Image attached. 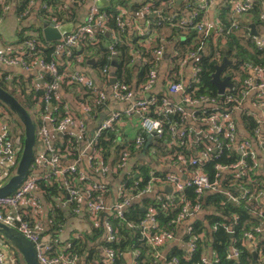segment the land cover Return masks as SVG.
Wrapping results in <instances>:
<instances>
[{"label":"trees","instance_id":"trees-1","mask_svg":"<svg viewBox=\"0 0 264 264\" xmlns=\"http://www.w3.org/2000/svg\"><path fill=\"white\" fill-rule=\"evenodd\" d=\"M38 0H17L16 15L20 18H25L34 10L31 8L30 2ZM83 0H42L40 7L37 10L38 16L41 19L39 26L33 25L28 28H21L18 34L17 42L21 44V49L25 52V58L30 63H36L38 59H43L49 64L55 62L58 66L60 75H64L59 82L60 86H65L66 83L77 88L80 93V99L84 103L95 105V100L98 99L97 94L93 89L81 86L75 82H70L65 76L69 73L68 66H73L75 63L83 64L88 59H94L93 68L98 75L102 73L108 80L109 72H104V69H109L112 62L116 61V83L119 91L122 94L135 93L136 89H142L143 85L149 78L150 73L156 67L157 59L154 56V49L160 47L162 42L159 38L163 35L164 28L170 27L168 36H165L167 51H177V55L172 57V67L169 75L175 81H180V62L192 50H196L203 42L199 57L197 60L200 66L198 75L199 82L196 94H209L218 96V88L212 81V75L216 71V66L223 61L224 52L231 59V63L224 69L223 76L234 78H247L250 75L246 65L252 67H264V48H259L256 40L250 35L248 25L255 24L256 36L264 38L263 34L256 26L263 25V19L259 18V8L253 3L252 9L248 12L253 16V22L240 23L241 19L233 15L231 9V0H222L219 10L218 19L222 27V32L217 30L210 32L207 36L201 37L196 29L189 27L183 28L178 26L182 19L190 14H195L196 21L202 20L206 15V10L202 8L201 0H184L177 4L176 0H111L107 5H98V16L105 14L106 22L99 29H95V38L90 40L84 38L80 45L71 49V56L64 55L59 58L56 54V43L47 42L43 36L42 24L45 20L64 22H73L74 25H80L83 21L78 20L77 9ZM12 0H9V4ZM130 2V6L128 3ZM35 3V4H36ZM149 5L151 12L147 13L146 17L151 21V25L147 33L140 34L139 31H129V26L126 23V15L121 12L122 9L131 11L144 9L145 5ZM30 11V12H29ZM26 12H29L28 14ZM247 13V14H248ZM238 21V27H233V22ZM121 22V25L119 24ZM160 22V23H159ZM25 41H34L35 48L30 50L24 47ZM198 44V45H197ZM169 45V47H168ZM139 51L147 60L140 71L135 74L133 71V51ZM19 52V51H18ZM13 53V52H12ZM14 54V53H13ZM77 71L72 69V72ZM137 78H136V77ZM43 82L53 84L55 77L47 71H43ZM239 82V81H238ZM0 86L13 94L22 105L29 111L37 128L47 125L43 117L50 115L54 118L53 125L67 116L84 119L79 113L72 112L65 101L59 98V92L52 94L50 104L47 105L45 96L47 89L38 86L34 83L26 82L22 77H14L11 74L0 68ZM62 86V87H63ZM97 86V85H96ZM98 88V87H97ZM193 87L187 92H192ZM99 91L104 92L100 88ZM233 94H239V87L231 91ZM105 93V92H104ZM167 91L154 94L156 102L149 108L148 114L154 119H159L163 127L162 138L154 137L147 134L140 126L138 127L134 137L122 131L121 125L115 129L105 130L98 137L92 146L93 152H98L101 155L102 161L110 166L119 167L125 160L130 163L132 160L131 170L127 172L125 167L119 168L115 176L121 177V190L128 196H134L131 204L124 210L122 216L113 214L109 215L108 219L113 224L116 230V240L108 242L106 239L100 241L105 230L103 225L94 227L92 236L84 233L77 237L71 236L62 241L59 238V233L65 223L63 213L58 207L54 197L66 199L67 190L61 178L52 177L50 182L42 177L36 179L37 190L42 194L47 202L52 204L49 211L50 228L43 231L42 235L48 236L50 242L58 249L55 254H60V249L66 243H71V248L67 249L66 253H76L79 256V264L84 260L87 264H102L104 255L103 249L110 247L115 250L117 257L114 264H126L125 254L132 251H139L140 256L137 258L138 264H154V254L156 249L150 243L149 237L143 234L142 222L150 215H153L157 222V229L150 230V235L153 237L164 231H171L177 236V230L180 223L176 221L183 205L189 202L191 206L200 205L201 210L207 211V219L210 225V230L205 227L204 223L197 221L190 226V233H186L184 239L186 242L191 241L194 237L198 239V246L193 252L179 247H173L167 257L170 260L173 257L178 258L179 264H204L203 256L209 248L213 252V264H264V235H257L256 254L254 250L244 239V232L249 230L253 225L259 222L257 216L252 214L253 205L247 201H242L241 204H236L230 201L225 194L220 192H205L198 193L194 186H185L181 192H173L168 199V194L164 191H158L155 195L143 194L140 195L147 187L152 176H162L167 172L157 169L153 164L167 165L173 164L172 160L183 155L187 158L195 157L196 150L186 138H179L172 134L170 128L183 127L187 122L184 116L180 113H172L164 115L160 112L162 102L167 97ZM106 94V93H105ZM138 97V96H136ZM106 100L98 106L94 107L93 112L96 115L107 104ZM7 113L8 123L11 127L13 141L16 146L22 147L24 140V126L19 119L0 102ZM125 116L122 118L124 119ZM241 124L246 130L247 138H255V130L258 124L255 118L245 112L241 115ZM16 137H20L19 144L16 143ZM137 138L142 139L141 144H137ZM60 160L67 158L77 160L80 156L78 153L77 137L74 135H64L63 141L54 142ZM149 156L145 159L141 155ZM168 163L161 162L163 158ZM172 160H168V158ZM169 158V159H170ZM240 158L238 152L233 147H227L224 153L219 157H214L204 163L203 171H205L211 180L217 178L216 164H232ZM92 162H96L93 160ZM255 161L251 157H247L249 167L254 165ZM93 163V168H95ZM92 168V169H93ZM264 169V165L262 166ZM260 167V170H262ZM78 172L70 173L66 178L69 179L70 185L75 188H86L91 182V177L87 174L80 175L82 170L80 167ZM250 171L247 177L236 178L234 174H228L220 181L223 189L233 192L235 196L241 194L240 187L248 188L251 191L264 189V176L260 172ZM220 178V177H219ZM218 178V179H219ZM93 181V179H92ZM101 183V182H100ZM102 188L94 191V196L107 195L108 186L104 183ZM140 195L139 197H137ZM63 199V200H64ZM104 201V200H103ZM72 206V205H71ZM74 208V206H72ZM145 209V210H144ZM33 206H29L27 211L21 210L25 220L31 225H34L39 218L31 212ZM236 222V224H235ZM234 225V236L230 237L227 232L229 225ZM234 245L239 250L237 258L229 257L230 246ZM164 249V248H163ZM162 249V250H163ZM15 264H21L19 253H14ZM161 262H157L160 264Z\"/></svg>","mask_w":264,"mask_h":264},{"label":"built area","instance_id":"built-area-1","mask_svg":"<svg viewBox=\"0 0 264 264\" xmlns=\"http://www.w3.org/2000/svg\"><path fill=\"white\" fill-rule=\"evenodd\" d=\"M98 1L99 0H93V4L82 24L76 25L69 34L63 36L61 40L54 42L56 43V54L59 58H62L64 55L70 57L71 49L78 47L84 38L88 37L90 40H94L95 29H99L105 25V14L98 16ZM201 1L203 3L202 8L207 11L214 0ZM8 2L9 0H0V23L9 10ZM35 3V1L29 3L31 8ZM253 3L254 0H231L233 15L239 17L247 14L252 9ZM144 11L146 13L151 12L148 4L145 5ZM29 12L26 13L28 14ZM121 12L124 13L123 10H121ZM194 15L195 14L189 13L186 18L182 19L177 25L183 28L192 27L196 29L201 37L207 36L212 28H214L213 31L217 30V32H222L223 29L218 17L216 26L214 27L209 23L206 17L200 21H196ZM50 22H53L56 27L63 24L59 21ZM262 22L264 24V17ZM119 24L121 25V22ZM233 27H238L237 20L233 22ZM139 33L145 34L147 31ZM252 37L256 40L259 48H264L263 37L256 35H252ZM198 44H200V46L196 50L187 53L186 57L180 62L181 69L189 63L193 66L190 80L184 83L182 76H180V81H175L168 74L166 88L167 97L163 100L160 109V112L166 116L172 113H180L184 116L187 124L180 128L171 126L170 130L172 134L179 138H186L189 143L194 146L196 150L195 157L187 158L181 155L173 160L169 157L170 159L168 158V160H172V165L179 166L181 172H167L162 176H152L146 189L140 195L150 194V192L158 187V191H164L168 194V199H172L173 197L170 196L173 192H181L184 190L185 186L188 185L194 186L200 194L205 192L223 193L230 201L236 204H241L244 200L249 202V204L255 201L256 203L253 205L252 214L257 216L259 222L244 232V239H246L253 250L256 251L257 235H264V204H262V201H264V189L251 191L248 188L240 187L241 194L235 196L233 192L223 189L220 181L231 173L234 174L236 178L243 176L247 177L249 170L259 171L260 167L262 169L264 165V67L246 65L247 70L250 72L249 77L243 78L242 80L240 78L231 79V81L235 83L234 87H227L225 92L222 94L218 93V96L196 94L195 91L198 89L196 85L199 82L198 75L201 70L197 60L203 42H199ZM23 46L30 50L35 48L34 41H25ZM12 52L13 51L0 52V64L21 66L26 70H30L35 65H38L43 71H47L55 77L57 81L53 84L43 82V87L47 89L45 100L47 105H49L52 97L51 95L56 94L60 87L59 82L63 79L62 77H64V75L59 74L57 64L55 62L47 64L43 59H38L36 63H30L25 58V52L22 49L14 51V54ZM153 53L157 59L155 62L156 67L152 70L148 80L141 89L142 93H146V95L142 94L136 97L134 92L122 94L116 82L112 85L114 95L118 99L129 102V104L125 110L114 111L106 116L98 124L92 135V140L90 142L91 152L88 155V161L91 168H93V163H95L96 165L93 169L103 175L107 173H116L120 167H125L128 161L125 160L119 167L105 164L102 161L101 155L96 151H92V146L105 130H112L121 125L124 116L137 115L138 118H140L141 128L147 134L159 138L163 136L164 130L161 121L150 117L148 114L150 106L156 102V97L154 96L156 93H148L151 92V89L157 81L156 68L158 62L164 59L167 53L168 58L172 61V57L176 56L178 52H168L166 43L162 42V45L155 48ZM110 68L104 69V72H110ZM65 76L68 77L70 82H75L81 86L94 90L98 96V99L94 102L95 105L83 103V108L87 115L95 116L93 109L94 107L100 106L104 100H106V94L98 90L92 78L80 71L69 72ZM192 87L194 88L193 91L187 92ZM237 87H239L240 93L233 94L231 91ZM250 93H255L254 106L256 112L254 110L247 111L243 108L244 101ZM176 95H179L178 100L175 99ZM244 112L253 116L258 124L255 130V138L250 139L240 134L238 122H241V115ZM43 119L47 125L40 127L37 132L34 160L30 167L29 174L12 194L0 196V221L18 229L34 244L39 264H79V256L76 253H66L67 249L71 248V243H66L63 248L60 249V254H55L54 251H58V249L50 242L48 236L42 235L43 221L39 219L34 225H31L22 215L20 210L21 205L27 198H32L37 190L36 179L39 178V176L34 174L35 169L40 165L46 168L47 173L43 175L46 182H50L52 177L64 180L63 184L67 190L68 197L64 199L63 203L74 206V212L80 213L84 210L87 214L96 217L100 213L110 210L111 213L106 214L103 219L105 239L108 242L116 240V230L108 219L109 215L116 214L122 216L124 210L131 204L135 197L124 194L120 187L116 201L108 207L101 195L94 196V191H98L102 188V182L91 181L86 188H75L70 185V181L66 177L70 173L78 172L77 169L80 158L75 160L70 166H61L58 150L51 139L50 133L53 129L54 131L63 132L65 135H73L65 131V129L70 126L77 128L78 132L84 133L86 130L85 120L69 115L53 125L54 118L50 115H45ZM189 121L193 123L190 124ZM136 140L137 144L142 143L141 138H137ZM227 147H233L238 152L240 158L232 164H216L217 178L211 180L208 174L203 171L202 166L212 158L221 156ZM20 149L21 147L16 146L13 141L11 127L8 123V113L6 109L0 105V186L14 174L20 158ZM247 157H251L255 161L252 167L248 166ZM165 159L164 157L161 162L168 163ZM93 160H96V162H92ZM79 173L83 177L86 174L84 171ZM166 186H171L173 191L167 193L165 191ZM200 210V205H194L193 207L189 202H186L178 214L176 221L181 224ZM142 226L143 234L149 237L150 243L156 249L154 264H157L158 261L165 264H179L178 258L173 257L169 260L166 256L167 254H163V248H165L167 243L176 239L174 233L171 231H164L152 237L150 235V230L157 229V222L153 215H150L143 221ZM191 230L192 229L189 227L186 233H190ZM227 232L230 237L234 236L235 229L233 224L227 227ZM200 237L201 235L187 242L189 252H193L197 248L198 239ZM131 254V264H138L137 258L140 256V252L136 250L132 251ZM103 255L104 258L101 260L102 264H114L117 257L115 250L110 247H105L103 249ZM238 255V248L231 245L229 257L237 258ZM203 263L213 264V259L205 254L203 256ZM0 264H9L8 255L2 249H0Z\"/></svg>","mask_w":264,"mask_h":264},{"label":"crops","instance_id":"crops-1","mask_svg":"<svg viewBox=\"0 0 264 264\" xmlns=\"http://www.w3.org/2000/svg\"><path fill=\"white\" fill-rule=\"evenodd\" d=\"M42 0H38L37 3L34 5V10H32L29 15L25 18H20L16 15V7H17V0H12V2L9 4V10L5 15V18L3 21L0 23V52H5V51H17L21 49V44L16 43L19 31L21 28L25 27H31L33 25L39 26L41 24V19L38 16L37 10L40 7V3ZM109 2L111 0H108ZM177 4H178V0ZM184 1V0H182ZM181 1V2H182ZM222 0H214L209 8L206 11L205 17L209 21L210 24H212L214 27L216 26V20L218 17V10L220 7ZM254 3L258 6L259 8V18L263 19L264 17V0H254ZM93 4V0H83L81 5L78 7L77 12H78V20L83 21L85 20L87 13L89 12L91 6ZM130 6V2L128 3ZM125 13L126 17V23L129 26V31H139V32H146L149 30L151 21L147 19L146 15L147 13L144 11V9L141 10H134L131 11L129 10H124L122 9ZM241 19L240 23L248 22L252 23L253 22V16L248 14L239 16ZM249 30H251L250 26L248 25ZM258 30H260V33L263 34V25L256 26ZM170 27L164 28L162 33L163 35L160 36V40L166 43L165 36H168L169 34H166L165 32L168 33ZM251 32V31H250ZM251 35V34H250ZM252 36V35H251ZM169 47V45H168ZM169 52V51H168ZM134 55V60H133V71L135 74H137L140 69L144 66L145 62L147 61L141 52L135 50L133 51ZM167 56L162 59L161 61L158 62L157 64V81L154 85V87L151 89L150 93H160L166 91L167 88V76L170 73V69L172 67L171 63L172 62L168 58V53L166 54ZM92 59L86 60V62H82L83 64H78L75 63L73 66H68L69 72H72V69H76L77 71H80L84 74H86L88 77L92 78L97 85L98 88L103 90L107 94V104L101 109L100 112H98L95 116H89L87 113L84 111L83 108V101L80 99V91L75 88L74 86L67 84L65 86L61 85L58 89L59 92V98L62 99L63 101L66 102L67 107L72 111V112H77L79 113L85 120L86 123V130L84 133L78 132L77 128L74 127H67L65 131L67 133H72L77 137V143H78V153H79V158L80 161L78 163V167L82 171H84L89 177H91V181H100L108 186V191L107 195L103 197V200L105 204L110 207L114 201H116L118 197V193L121 187V177H117L112 173H107V174H101L98 171L94 170L91 168L89 161H88V155L91 152V146L90 142L92 140V135L94 134V131L96 130L98 124L110 113L114 111H123L128 107L129 102L118 99L113 92V86L110 83V77L108 75L106 80V76L102 73L101 75H98L96 70L93 68V64H89V61ZM94 60V59H93ZM192 65L191 63L187 64L183 69L180 70V75L183 78L184 83H187L191 76H192ZM0 68L7 73L11 74V76L16 77H22L26 82L28 83H34L38 86L43 85V70L38 66L35 65L33 68L30 70H26L21 66H8V65H3L0 64ZM136 77V76H135ZM137 78V77H136ZM63 86V87H62ZM146 95V93H142L141 89H136L135 95L140 96V95ZM179 95L175 96V99L178 100ZM254 98H255V93H250L245 101L243 108L244 110L247 111H255V106H254ZM256 112V111H255ZM239 114V113H238ZM240 115V114H239ZM140 118H138L137 115H132V116H125L121 123V129L124 131L125 134H127V137H134L136 135L137 127H138V121ZM189 123H193L192 121H189ZM239 123V130L240 134L243 136H247L243 125L241 124L242 122ZM196 125V124H195ZM51 139L53 142L58 143L60 140L61 142L63 141L64 138V133L63 132H58L54 131L53 129L51 130ZM20 142V137H16V143L19 144ZM145 159H149V156L147 155H141ZM74 163V160H70L67 158H63L60 160L61 166H70ZM135 163V161H131L126 165V171L129 172L131 170L132 164ZM155 168L166 171V172H174V173H180L181 170L179 166H174L171 164L167 165H155L153 164ZM260 174L264 176V170L262 169L259 171ZM47 173V170L45 167H42L41 165L35 169L34 174L36 176H43L44 174ZM158 191V187H156L152 192H150V195H155ZM68 196L66 195L65 198ZM55 202H57L58 207L60 208L61 212L63 213V219L65 221L63 225L62 231L59 233V238L64 241L68 239L71 236L77 237L79 234H88L92 236V230L94 227H100L103 225V219L106 214H110L111 211L107 210L104 211L103 213H100L96 217H93L84 210H82L80 213L74 212V208L70 204H64L63 199L61 197H54L53 198ZM262 204H264V201H262ZM29 206H33V210H31L32 213L36 217H38L40 220L43 221V231H46L50 228L49 224V211L52 207V204L47 202V200L44 199L42 194L36 190L32 198H27L23 204L21 205L20 210L27 211ZM208 212L200 210L197 213H194L191 215L187 220L183 221L178 230H177V236L176 239L173 241H170L167 243L163 250V254L166 255L173 247H179L182 249H186L189 251L188 244L185 241L184 237L186 235L187 229L194 224L197 221H201L204 223L205 227H207L209 230L210 225L207 219ZM105 239V234L100 238V241H103ZM0 249L4 250L9 259V264H15L14 262V253L17 251L13 246H11L5 238L0 234ZM253 249V248H252ZM18 252V251H17ZM19 253V252H18ZM209 258L213 257V252L212 249L209 248L206 253ZM19 258L21 259V264H24V260L19 253ZM125 261L126 264H131L132 263V254L131 252L125 254ZM81 264H87L86 261H82ZM165 264V263H161Z\"/></svg>","mask_w":264,"mask_h":264},{"label":"water","instance_id":"water-1","mask_svg":"<svg viewBox=\"0 0 264 264\" xmlns=\"http://www.w3.org/2000/svg\"><path fill=\"white\" fill-rule=\"evenodd\" d=\"M182 0H178V4ZM108 0H99V6L107 5ZM75 25L73 22H64L59 26H55L53 22L45 20L42 24L43 36L47 42H57L63 36L69 34ZM251 34L257 35L255 24H250ZM214 28L211 29V32ZM93 60L89 64H93ZM231 59L227 57L224 52L223 61L216 66V71L212 75V81L218 88V93H224L227 87H234L235 83L231 81L230 76H223L224 69L231 63ZM116 61L112 62L109 76L110 83L113 85L116 82ZM0 102L3 103L23 124L24 126V140L23 146L20 149V158L15 168L14 174L0 186V196L12 194L25 180L29 174L30 167L34 160L35 146L37 142V128L29 111L22 105V103L9 91L0 86ZM165 191L171 193L173 188L166 186ZM145 210V209H144ZM0 234L5 240L13 246L22 256L24 264H39L37 259V252L34 244L23 235L18 229L9 226L0 221ZM256 254V252H253Z\"/></svg>","mask_w":264,"mask_h":264},{"label":"rangeland","instance_id":"rangeland-1","mask_svg":"<svg viewBox=\"0 0 264 264\" xmlns=\"http://www.w3.org/2000/svg\"><path fill=\"white\" fill-rule=\"evenodd\" d=\"M171 63V65H172V62H170Z\"/></svg>","mask_w":264,"mask_h":264}]
</instances>
